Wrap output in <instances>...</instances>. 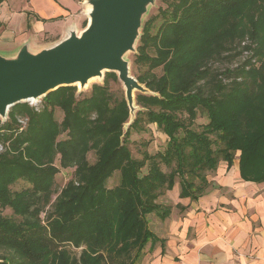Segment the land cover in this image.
Returning a JSON list of instances; mask_svg holds the SVG:
<instances>
[{"label":"trees","instance_id":"obj_1","mask_svg":"<svg viewBox=\"0 0 264 264\" xmlns=\"http://www.w3.org/2000/svg\"><path fill=\"white\" fill-rule=\"evenodd\" d=\"M165 3L142 27L134 61L148 63L137 80L152 93H137L141 108L126 131L129 108L111 89L115 72H106L87 96L68 85L43 96L38 111L16 103L0 123V209L12 211L0 214V264H108L133 251L119 264H140L145 246L158 240L146 216L170 213L171 205L157 199L176 177L179 197L197 200L210 184L207 172L221 160L229 168L237 157L243 180L264 181V0ZM225 60L222 70L212 66ZM198 111L208 122L197 129ZM140 114L168 139L164 151L133 158L127 142ZM18 117L27 118L25 129ZM59 167H73V177L55 191ZM116 170L118 183L107 187ZM20 179L29 186L12 190ZM65 245L81 247L79 256Z\"/></svg>","mask_w":264,"mask_h":264},{"label":"crops","instance_id":"obj_2","mask_svg":"<svg viewBox=\"0 0 264 264\" xmlns=\"http://www.w3.org/2000/svg\"><path fill=\"white\" fill-rule=\"evenodd\" d=\"M79 9L76 0H1L0 52L26 39L44 45L39 38L62 35ZM206 177L197 200L179 197L178 181L166 191L170 213L156 217L158 240L145 246L140 264H264V181L243 180L237 157Z\"/></svg>","mask_w":264,"mask_h":264},{"label":"water","instance_id":"obj_3","mask_svg":"<svg viewBox=\"0 0 264 264\" xmlns=\"http://www.w3.org/2000/svg\"><path fill=\"white\" fill-rule=\"evenodd\" d=\"M91 6L86 26L74 25L56 43L31 51L28 42L0 52V117L19 102L39 99L60 86L88 85L92 77L115 72L125 87L131 120L134 89L152 93L130 75L128 53L135 51L142 19L154 0H85Z\"/></svg>","mask_w":264,"mask_h":264},{"label":"rangeland","instance_id":"obj_4","mask_svg":"<svg viewBox=\"0 0 264 264\" xmlns=\"http://www.w3.org/2000/svg\"><path fill=\"white\" fill-rule=\"evenodd\" d=\"M85 0H76V2L79 4L80 9L76 12V13H72L71 14V18L69 20H67L69 23L65 28V32L62 35H52V33H45L42 37L39 38V43H45L42 46L38 47V44L36 45L35 43H30L29 39H26L24 41H22L21 43H19V45L17 46V48L24 42H28L29 44V48L31 51L35 52L38 51L41 48L50 46L54 43H56L57 41H59L61 38H63L66 33H67V29L68 27H70L71 25H74L75 28L77 29L78 32H80L87 24V20H88V15L85 12V4H84ZM168 0H154L153 4L148 6L147 12L144 14L143 19H142V27L145 21H147L150 17H153L157 14L158 12V8L160 7H164L166 6V3ZM161 18L159 16H157L155 18V21L153 22V26L151 28V33H154L157 25L160 23ZM85 24V26H84ZM142 27L140 29V33L142 31ZM139 45V38L136 42L135 45V51L130 52L127 54L126 59L129 62V72L130 75H132L134 78L137 79V76L140 72L145 71L148 68V63L147 62H139L136 63L134 61L135 56L137 54V48ZM148 51L150 55H154L155 53L152 51V46L148 47ZM3 53V52H1ZM243 59V55H239L236 58L233 59L232 64L235 63H239L241 60ZM229 65L228 61H216L213 63V67H217L219 69H224L226 66ZM258 65V64H257ZM157 74H159L161 72L160 68H157L154 70ZM105 74L106 72H104L102 74L101 77H98L94 80H92L91 82L88 83V85L86 87H84L83 89H80L79 85L75 84V88H76V94L81 93V97L82 95H89L90 93V89L92 87L93 84H103L104 82V78H105ZM142 84V83H141ZM143 85V84H142ZM144 86V85H143ZM111 89L112 90H116L117 94L122 95L123 97H125V87L123 85V83L118 80L111 82ZM137 93H143L139 90L134 89L133 91V97H134V112H133V118L135 119L136 117V112L138 109L141 108L140 103H138V100L136 98ZM26 103H28V105L35 107V109L38 111L42 108L43 106V100L42 97L37 99L36 101H32V100H28L25 101ZM143 109V108H142ZM130 112V111H129ZM8 117V113L6 115ZM6 118H2L0 117V123L4 122ZM63 117V112L59 107H56L54 110V118L60 122L62 120ZM139 122H138V126L137 128H132L130 130V134L128 136V142H127V146L131 152V155L133 158H141L145 153L148 154H155L157 152H161L164 151L166 148V141H167V136L166 134H164L159 127H157L156 123H152V122H148L147 118L145 115L140 114L139 115ZM27 119V118H26ZM20 122L19 117L17 118V122L19 125V130L21 129H25L27 122ZM133 119V120H134ZM131 120V116L129 114L127 121L124 123L123 126V130L126 131V127L128 126L127 124L129 123V121ZM208 122V119L206 117V115L200 111L197 112L196 118L194 120V125L195 127L198 129L200 128L201 125L205 124ZM65 137V133H61L57 138H64ZM58 157L59 155L56 156L54 163L59 166V161H58ZM87 159L90 163H93L96 159V154L94 150H90L87 153ZM160 168L162 171H169L170 167L165 165L164 163H160ZM172 168H174V166H172ZM73 167H69V168H61L59 167V172L56 173L55 178H54V185L53 188L55 191H59L61 187L64 186V184L73 177ZM147 167L143 168V172H146ZM212 173V171H208L207 174ZM119 176L120 173L118 170L114 171V173L107 179L106 181V186L107 187H112L114 185H116L119 181ZM176 181H178V178L176 177ZM214 184L211 182V186H213ZM29 186V184L20 179L18 181H16L15 183H13L10 188L12 190H20L24 187ZM55 196V194L53 195V197ZM157 202L160 203H164V204H169L170 201L168 200L167 196L164 194L163 196H159L157 199ZM0 214L1 215H5V216H12V211L9 208H5V209H0ZM41 218L43 219L44 217V213H41ZM157 215L155 213H150L146 216L147 221H148V226L152 231H155V225L154 223L156 222V220H158ZM66 246V245H65ZM67 248H69V250L73 253V255L75 256H79V253L81 251V247H74L72 245H68L66 246ZM144 251V249H143ZM4 251L0 250V253H3ZM144 252H142L140 260L142 259V255ZM134 255V251L130 254V258ZM127 256H123L121 259H113L110 260L108 259V264H119V260H124L126 263L129 261L128 258H126ZM139 260V262H140Z\"/></svg>","mask_w":264,"mask_h":264},{"label":"bare ground","instance_id":"obj_5","mask_svg":"<svg viewBox=\"0 0 264 264\" xmlns=\"http://www.w3.org/2000/svg\"><path fill=\"white\" fill-rule=\"evenodd\" d=\"M84 4H85V12L88 13V11L90 10L91 6H90V4H89L88 2H86V3L84 2ZM88 18H89V16H88ZM94 79H96V76L90 78V79L88 80V83L91 82V81L94 80ZM77 85H79V84H77ZM86 86H87V84H86L84 87H86ZM30 100H32V101H36L35 99H30Z\"/></svg>","mask_w":264,"mask_h":264},{"label":"built area","instance_id":"obj_6","mask_svg":"<svg viewBox=\"0 0 264 264\" xmlns=\"http://www.w3.org/2000/svg\"><path fill=\"white\" fill-rule=\"evenodd\" d=\"M19 121H20V122H25V119H20Z\"/></svg>","mask_w":264,"mask_h":264}]
</instances>
